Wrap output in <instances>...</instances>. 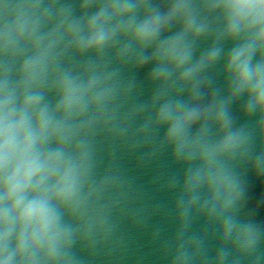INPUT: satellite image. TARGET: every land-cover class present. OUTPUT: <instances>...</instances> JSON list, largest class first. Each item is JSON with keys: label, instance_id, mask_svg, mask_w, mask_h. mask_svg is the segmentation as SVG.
<instances>
[{"label": "clouds", "instance_id": "9594fccd", "mask_svg": "<svg viewBox=\"0 0 264 264\" xmlns=\"http://www.w3.org/2000/svg\"><path fill=\"white\" fill-rule=\"evenodd\" d=\"M149 65L155 91L133 105L124 70ZM161 129L157 150L186 168L171 264H264V0H0V264H80L107 244L96 148ZM249 167L262 193L244 212Z\"/></svg>", "mask_w": 264, "mask_h": 264}]
</instances>
